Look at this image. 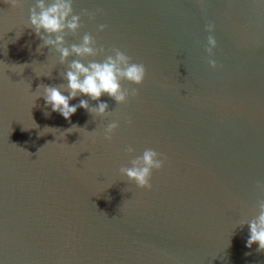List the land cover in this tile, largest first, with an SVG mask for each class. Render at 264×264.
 Segmentation results:
<instances>
[{"label": "water", "instance_id": "95a60500", "mask_svg": "<svg viewBox=\"0 0 264 264\" xmlns=\"http://www.w3.org/2000/svg\"><path fill=\"white\" fill-rule=\"evenodd\" d=\"M35 3L0 0V264H264L240 226L264 199V0H73L82 27L68 44L91 33L106 49L83 62L115 47L147 74L121 82L138 90L126 103L104 94L108 113L70 121L38 89L66 84L67 65L37 51ZM81 99L98 103L70 104ZM146 148L166 157L151 189L119 172Z\"/></svg>", "mask_w": 264, "mask_h": 264}, {"label": "clouds", "instance_id": "9594fccd", "mask_svg": "<svg viewBox=\"0 0 264 264\" xmlns=\"http://www.w3.org/2000/svg\"><path fill=\"white\" fill-rule=\"evenodd\" d=\"M5 2L12 7L20 8L24 4V0H5ZM90 18H94V14H90ZM27 27L32 28L42 40V44L37 48L38 52L43 47L49 46L50 49H55L60 54L59 63L67 65L66 70L61 73L67 81L66 84L55 86L41 84L38 86V89L43 88L46 105H50L52 111L58 112L66 120L70 121L71 116L77 112L78 108H84L89 113L99 116L108 113V103L100 100L104 94H107L118 104L126 103L129 96L138 95L136 88H125L121 82L127 80L133 84H142L147 74L143 63L133 62L130 56L115 47L107 50L112 54L106 55L103 61L93 59L88 60L87 63L83 62L87 57H96L106 52L103 45L97 46V40L91 33H85L79 43L68 44L66 37L69 34L77 35L78 30L82 27L81 16L74 14L73 0H51V2L36 0V3L30 8ZM106 27L107 25L100 24L98 30L103 31ZM205 27L209 32L206 51L211 56L213 49L217 46V41L211 34L215 25L208 23ZM72 56L81 59L69 61L68 58ZM209 65L216 68V60L210 59ZM47 76H51V72ZM64 92H68V95H64ZM81 95H86L98 103L92 106L89 100L81 99L78 104H70L71 100ZM37 97L39 96H36L35 100ZM45 115L49 116L50 113L45 112ZM127 122L132 123L131 120ZM118 127V121L107 124L103 131L104 139L111 141L112 134ZM74 128H78V126L73 124L66 131L72 132L71 129ZM50 142L53 141L48 143ZM125 151L132 153L134 149L129 145ZM29 154L32 155V153ZM165 159L163 153L157 152L153 148H146L142 155L136 156L130 161V167L122 166L119 172L128 180L134 181L138 187L151 189L152 172L154 169L160 170L164 166ZM256 188L259 192L264 193V181H257ZM257 206L258 214L240 226L247 224L250 229L246 247L251 248L253 244H258L257 251H264V199L259 200Z\"/></svg>", "mask_w": 264, "mask_h": 264}]
</instances>
